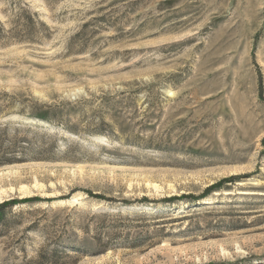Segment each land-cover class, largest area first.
Here are the masks:
<instances>
[{"label":"rangeland","instance_id":"374dc122","mask_svg":"<svg viewBox=\"0 0 264 264\" xmlns=\"http://www.w3.org/2000/svg\"><path fill=\"white\" fill-rule=\"evenodd\" d=\"M22 186L0 264H264V0H0Z\"/></svg>","mask_w":264,"mask_h":264},{"label":"bare ground","instance_id":"6f19581e","mask_svg":"<svg viewBox=\"0 0 264 264\" xmlns=\"http://www.w3.org/2000/svg\"><path fill=\"white\" fill-rule=\"evenodd\" d=\"M16 192L19 195L23 196V197L24 196H28L29 194H31L30 189L27 188V187H24V186L19 187L17 191L15 189H13V188H9L7 191H0V202H2L4 197H8L9 196L8 194H13V193H16Z\"/></svg>","mask_w":264,"mask_h":264},{"label":"trees","instance_id":"16d2710c","mask_svg":"<svg viewBox=\"0 0 264 264\" xmlns=\"http://www.w3.org/2000/svg\"><path fill=\"white\" fill-rule=\"evenodd\" d=\"M17 202L16 200H11V201H8V202H4L2 204H0V215L2 214V211L10 206H13L15 205Z\"/></svg>","mask_w":264,"mask_h":264}]
</instances>
